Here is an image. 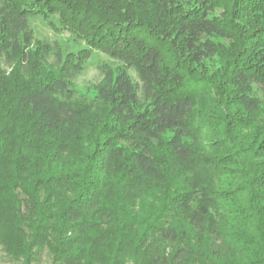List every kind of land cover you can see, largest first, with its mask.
<instances>
[{"label": "trees", "instance_id": "16d2710c", "mask_svg": "<svg viewBox=\"0 0 264 264\" xmlns=\"http://www.w3.org/2000/svg\"><path fill=\"white\" fill-rule=\"evenodd\" d=\"M1 251L264 264V0H0Z\"/></svg>", "mask_w": 264, "mask_h": 264}, {"label": "rangeland", "instance_id": "374dc122", "mask_svg": "<svg viewBox=\"0 0 264 264\" xmlns=\"http://www.w3.org/2000/svg\"><path fill=\"white\" fill-rule=\"evenodd\" d=\"M41 18V20L44 22L45 27L41 29L39 32L36 28L32 26V21L35 18ZM54 20V19H53ZM30 26L33 28L36 37L45 39L51 43L58 44L64 49H74L76 50V42L73 41V38L71 37L70 33L67 31L54 30L48 23L47 20H45L42 16H34L30 18ZM61 37H63V43H61ZM113 59L109 57L106 53L95 50L93 52V55L90 59L86 62V68L80 75L78 82L79 84H89L97 82L100 78V68L99 66L104 63H112ZM217 61H208L207 67H209V70H212L214 67H216ZM5 69H9L8 65H3ZM132 74V70H131ZM133 76V75H132ZM135 80H138L137 74L136 76H133ZM85 88V87H84ZM86 89V88H85ZM0 264H15L13 260L10 259L8 255L4 251L0 252ZM36 264H51V257L47 253V251H44L39 259V261Z\"/></svg>", "mask_w": 264, "mask_h": 264}, {"label": "clouds", "instance_id": "9594fccd", "mask_svg": "<svg viewBox=\"0 0 264 264\" xmlns=\"http://www.w3.org/2000/svg\"><path fill=\"white\" fill-rule=\"evenodd\" d=\"M50 19H54L57 22V24H59V22H60L58 15L51 16ZM32 26L34 28H36L38 32L45 27L44 22L39 17L33 19ZM19 39H20L21 43H23V37L21 36ZM61 43H63V37H61ZM76 47H80V45H77ZM27 50L30 51L31 48H29ZM132 75L133 76H136V73H135L134 70H132ZM73 87H75L80 93H83L85 91V88L81 84H79V83H75L73 85ZM253 87L255 88L257 86L256 85H253Z\"/></svg>", "mask_w": 264, "mask_h": 264}]
</instances>
